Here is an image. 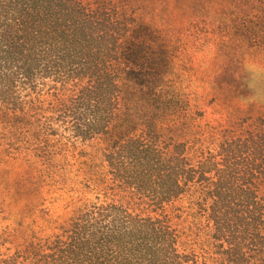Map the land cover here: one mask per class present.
<instances>
[{"label":"trees","instance_id":"trees-1","mask_svg":"<svg viewBox=\"0 0 264 264\" xmlns=\"http://www.w3.org/2000/svg\"><path fill=\"white\" fill-rule=\"evenodd\" d=\"M144 1L0 0V264H264V0H173L259 106L217 123Z\"/></svg>","mask_w":264,"mask_h":264},{"label":"rangeland","instance_id":"rangeland-1","mask_svg":"<svg viewBox=\"0 0 264 264\" xmlns=\"http://www.w3.org/2000/svg\"><path fill=\"white\" fill-rule=\"evenodd\" d=\"M144 4L145 18L154 22L172 44L178 68L174 81L180 84L195 110L206 111V120L211 123L224 116L222 109L230 102L232 106L239 102L247 109L241 116L258 113L259 106L237 98L235 76L239 68L227 53V43H221L220 24H214L203 13L187 9L183 1L175 5L173 0H145ZM27 200L29 196L20 182L11 203L15 212L22 215L14 218L15 224L26 222ZM6 211L10 209L7 207ZM204 223L211 226L206 219Z\"/></svg>","mask_w":264,"mask_h":264}]
</instances>
